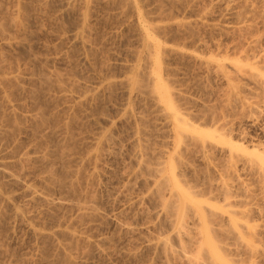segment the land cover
Returning a JSON list of instances; mask_svg holds the SVG:
<instances>
[{
	"label": "rangeland",
	"instance_id": "rangeland-1",
	"mask_svg": "<svg viewBox=\"0 0 264 264\" xmlns=\"http://www.w3.org/2000/svg\"><path fill=\"white\" fill-rule=\"evenodd\" d=\"M21 1L23 2V4ZM42 1L43 0H1L0 1V5H1L0 21L1 22L5 21L7 17H4V16H7L6 13L9 14V12L13 10L14 6L22 7L23 5V7L26 6V9H27V6L28 8L30 7L29 8L30 11H27V13L25 9V13L28 16V20H27V23L25 22V24L27 25L26 26L24 25L25 26L24 28L26 29V27L28 26L26 29L28 33L24 29L23 31L24 34L12 35L11 38H13V36L15 38H13V40L11 39L9 43H7L6 41H3L0 38V49H1L0 55L2 57V55L4 54L2 57L5 59L3 60L5 61L4 63L7 65L11 63L13 66L9 65L10 67H13L14 69H17V70L19 69L18 71H22V72L27 71L33 74H37L38 72L43 71L45 75H48V77L53 73L55 74L56 72V74L63 75V77L65 76V78L68 76L69 79L72 81L73 79H75L74 81H82L86 85H89V76L91 74V72L89 71L91 70V68H88L90 69L88 70L87 64H86L87 67L85 65H84L85 68L83 67V64L80 62V59L77 58L79 55L77 56L74 51L75 48H73V41H71V39L69 38L70 35L72 34L70 32L73 30V29L71 30V27L69 26L70 24H72L71 20H73L74 22L75 16L68 18V20L65 18H61L60 13H59L60 8L56 4L58 0H47L51 2V3L49 2L51 5L50 4H48L49 6L46 5V7L47 6L48 7L47 8L45 7L46 8V9L44 8L45 10L42 9L40 13L39 11L41 7L39 6V4ZM106 1L107 0H92L91 2L93 3H92V6L90 5L91 8L89 10V12L90 11L91 12L87 13L89 14L88 22L91 26L90 30H92V33L90 34L91 38L89 36V40L91 41V43H89L90 52L92 53V50H94L93 54L95 53L94 55L90 53V57L88 61L91 62L92 60L90 61V59L92 58V56H94L95 58L94 57L93 58L97 62L99 60V56L102 54L103 56H107L105 57L107 60H104L105 58L102 57V55L100 56L101 57L100 60L101 61L103 60L105 62L108 61V63L106 62L105 64L109 66L110 69L109 67H106L105 65L104 68L106 67L107 69L106 68L101 69L99 67L102 71L105 70L103 71L104 73L102 71L101 72L97 71L98 69L97 66H99L101 62L100 60H99L100 62H98V65H96L97 63L94 60H93L94 62L92 61L91 64L88 62V65L89 67L91 65L92 68L94 66V69H95L94 71L99 72V74L101 73L103 76L104 74H106L105 72L108 71V75L106 76L109 80H119L121 79V77L123 78L124 76L127 75L126 71H124L123 69V66L126 64H130L133 61L131 60L132 59L131 55L133 53L132 51L140 50V47L139 49L136 48L139 46V44H137L138 38L135 37L136 36L135 35L136 32L134 31L135 27L131 25L133 23L132 18H131L132 20L131 22V20L129 19L130 16H126L124 18H122L121 16L120 17L117 16L119 12H117L115 7L112 6L113 5L111 4L112 1L111 0H108L107 2ZM138 1H139V6L142 7L140 11H142V14H145L144 18L149 20L147 22L151 23L152 21V23H154L155 21L154 19L157 17L155 15H157V13H159L158 15L162 13L161 14L162 18H165L164 16L166 14H167L166 18L169 17L168 19H165V21L163 19V22L164 24L169 23L168 25L165 24V26H168V28L172 26L171 29L170 28L168 29L166 27L167 29L165 28L164 32H162V34H165L167 32L166 35L162 36V34L160 35L158 34L157 37L159 36L158 38L161 43L164 42L165 44L166 42L165 45H167L168 47L172 46L176 48L179 54L180 55L183 54V56H178L179 54L176 50H175V53H172L173 55L172 54H168V56L165 55L166 56L165 59L162 58V65L164 68L162 69V77L163 79L166 78L165 81H167V78H168V81L172 80L171 82L174 83L175 86L172 85L171 83L169 84L172 85L176 90H180V92H182L181 94H183V97H185L184 98L185 100H183L184 102L183 101L181 102V105H179L180 102H178L179 103L178 105L181 106V109H182V110L180 109L181 113L183 112L186 114V118L188 119L190 123L192 122V124H194L195 126H198L200 128H205L206 130L208 128L209 130L211 129V131L216 130L217 132L220 133L221 132L220 129L222 128H219V127L221 125V127H223L222 130H224L221 132V135L223 137L226 135L224 137L226 141L231 140V143L233 145H237V147L239 146L240 149H243V150L245 149V152H242L241 156L239 155L241 158L243 157V159H240L241 161L245 162L247 160H250L251 157H254L253 152H256L257 148L259 152H263L264 151V88L260 85L255 84V82L253 81L250 82L251 79H248L247 76L246 77L244 76L245 77L244 78L243 76L238 74L236 70H234L233 65L232 64L230 65L229 63L231 61L238 60L244 64L245 63L252 64L253 60L258 59V55L259 53H261L260 51L264 50V0H193V1L192 0H138ZM18 4H21V5L19 6ZM56 6H57V9L55 8ZM157 6L158 8L156 9ZM161 6L164 9L160 8ZM159 8L161 10H158ZM154 9L156 10V12L157 10L160 12L156 13ZM2 11H3V14H2ZM42 11L44 13H42ZM161 11H163L166 14H164ZM28 12L30 13V16L28 15L29 14ZM203 12L205 13V17H204ZM170 17H171V21H169ZM172 18H173V22H172ZM201 19H202V23L200 22ZM65 20L67 21V24H65L66 23ZM191 20L193 22H197L196 24L198 25V26L196 25L197 27L196 26L194 27V32H192L193 34L190 32L184 31V30L181 31V29H176L173 26V23H175L176 21L187 22ZM63 24L67 26L68 28L67 27L65 28ZM195 29H196V32H195ZM16 39L19 41L18 43H21V44H18ZM253 41L257 42L255 46L252 45ZM92 43H93V46H92ZM91 47H93L94 49L92 48L91 50ZM251 47H254L255 49ZM73 51H74V54H73ZM77 54H78V51H77ZM253 56H254V59H253ZM211 58L214 60L213 62L210 61ZM200 59L202 62L204 61L202 64H205L206 61H209V63L212 62L211 64L213 66L215 65V61L216 63L219 61L221 65H223L224 63L223 68L226 66L225 67L226 69L225 68L224 69L226 70L228 74H230L229 76H231V79L233 78L235 80L234 81L232 79L233 84L237 87L238 90L235 91L236 89L235 86L231 85L233 86L231 88V86H229L228 83H226L224 79L219 78V75L215 74L216 71L212 69H209L210 71L209 70L206 71L205 69H203V67L201 68ZM223 59H227L228 62L229 61L230 62L229 63L226 62L227 60H225V62L224 61L222 62ZM77 60H79V62H77ZM163 60L165 62H163ZM198 62H200L199 68H198ZM260 62L261 64H264L263 61H260ZM93 63H95L96 66ZM261 64L257 63L256 68L258 69L260 68L261 70V67L264 66ZM14 69H12L11 72L13 71L16 74L17 70L14 71ZM235 72L237 73V75H235L236 74ZM163 73L165 76L163 75ZM82 74L83 76L85 75L84 78ZM172 75H173V78L175 77L174 79L172 78ZM79 76H82V77H79ZM232 76H234L235 78ZM51 78L53 79V77ZM22 81L23 83L18 84V87L17 85H15L16 87L15 86L14 88L12 87L10 91H9L10 88L7 89L8 92L7 90L5 91L6 94L9 93L8 95L10 96L13 95L12 96L13 99L10 98V101H9V103L11 102L10 104L7 105L5 103L6 108L8 109H4V106H5L4 105L2 106L3 109L1 110H4V111L8 110L10 113L14 112L16 113L15 115L17 116L19 115L17 121L23 128L21 129L19 125L20 135L18 133L19 137L18 136L15 137L14 141H13V138L11 139L12 141H8V139L10 140V138L8 139L5 138V135H2V137H0V141H1L0 142V163L5 165L4 167L8 172L14 174V176L17 175L16 177L19 178V180L22 183H24V185H27V186L29 185L33 187L35 190L39 192L41 196L45 195L44 198L48 199L50 197L49 199L52 200V202H55L53 205L55 208L54 207L50 208L48 209L49 210L48 213H45L47 212L45 209L46 206L43 205V203L41 202L34 203L33 206L29 205L28 207L26 205L27 199L21 196V192H22L21 187L19 188V186L18 187L11 186V185L9 186L7 182L5 183L6 180L2 176H0V183L2 182V184H0V193L3 197L6 196L5 198L8 197V199L11 200L9 203H6L5 205L0 204V209H2L1 211L3 213L2 214L3 217H1V220L2 221L5 220L6 222L5 223L4 221L3 222L0 221V223L1 222L4 223L0 225V249L2 248L0 252L3 251L0 254V264H4V263L9 264L11 262L13 263L15 262V258L23 259L24 257H25L24 260H26L25 262H27L25 264H54V263L57 264V262L60 260L57 257V252H56L57 250H55L57 249L56 248L57 243H60V241L53 237L52 239L44 238V240L43 238L38 239V240L32 238L28 234L27 229H25L26 227H24V224H22L19 220L17 221L16 219L12 217L13 208L21 209L23 208V206L25 207L26 205L27 207H25L26 209L25 211L27 212L25 213V216L27 217V219L30 220V222L33 225L37 224L38 225V226L36 225L37 227L40 226L39 228L41 231L45 230L44 232L42 231L43 233L47 232V234H51L52 232H54L55 229H57L59 225L64 227V229H66L65 227L68 228L70 226V223H72L75 217H77L76 216L77 213L70 207L74 205L73 203L79 202V204H81V202L83 203L85 201L86 202L88 201L87 203H90V205L92 204V206L95 205V209H97L98 213L102 217L100 216L101 219H95V218L94 219L88 218L86 220L84 219L85 222L83 220L81 222L82 223L81 226L79 225L78 227V225H73L74 226L73 227L71 224L72 229L71 227H69L72 233L74 229L75 230L74 234L79 235V237L81 236L80 238L82 239L84 237V239L80 241L81 246L84 244L87 245V243H85L86 241L83 242L86 239H89L90 241H93L97 244L96 245L94 243L95 245L93 248H92L93 244H91L92 246H89L88 248H87L88 245L82 246L81 248V246H79L80 245V242H79L78 250H81L80 252H83L82 250H86L88 254L84 253L85 254L84 258L83 256H81L82 258H80L79 254L81 253L77 250L79 254L76 251L77 255H75L76 252H74L73 258L74 260L76 259L75 263L77 264H162L159 260H156L157 257L155 258L152 252H149V250L146 249L145 245L148 240H151L155 236L158 237L157 235L161 234L160 235L161 237L170 236V231H169L170 228L169 226H167L168 223L165 224L166 222L162 220V218L160 217L159 218L152 217V219H150V217L148 218V216H150V214L152 213L153 209L157 207L155 200L150 198V195L148 192L146 193L147 189L149 190L150 187L147 188V186L141 184L140 181H137V182L132 181L133 183H130V184H133V185H131L132 188H130L129 190H127V188L125 187L128 185V181H129V179L127 178V175L132 170L129 168V161H130L129 159H130V155L133 152V148H132L133 146L131 142L133 141L132 133L134 129L133 127L134 122L132 120L130 121H132L133 123L130 121L128 122L127 120H125V118H123V110L125 106L126 108L128 107L127 109L129 110L132 109L131 112L133 111L134 115L135 114L137 115L142 112V114L145 116L143 117L147 119L148 122L146 121V125L148 123L147 126L149 128H146L147 126H145V128L148 129L147 130L148 140L146 138V141L149 143L148 147L151 145L150 146V148L152 147L151 151H153L154 153H157L158 151L160 152L162 150L164 152L166 151L170 152L172 148V145H171L172 137H170V135L167 134L165 130H163L161 122L158 120L157 115H155L153 108H151L152 106H150L151 104L148 102H143V104L141 103L139 104L136 102L137 100L134 101L135 99L132 97L130 98L131 99L130 100L125 88L122 89L123 88L122 87L118 89L117 87H115V89L113 88L114 90H112L111 93L107 95L108 96L107 98L104 97L105 98L104 100L100 99L99 101L96 102L97 104L101 101L97 105L98 108H96V105L94 106L95 109L93 108L96 113L97 112L102 113V111L104 110L102 113L103 115L102 114L99 115L100 113L99 114L97 113V117L99 119L98 123L96 125H88L86 123H88L87 116L89 115L88 112H90V109L83 110L81 108H78L74 104V101L68 99L70 95L69 92H66L67 94L59 93L56 90V88L53 86L51 87L52 90L50 91L48 90L50 93H47V95H50V96L49 97L46 96V99L43 100L41 97H39L38 99L37 97L35 98L33 97L34 99H37L36 100L38 102L37 104L34 99L33 100L32 98L28 99L30 96L29 92H32L33 88L30 87V85H29L30 87L29 88L25 80H22ZM173 87H172V90H175L173 89ZM16 88H19L18 89L19 92L15 90ZM228 89L229 90L232 89V92L234 91V93L237 92L236 94L238 96H240L239 94H241V96L238 98V101L242 99L241 100L242 102L241 101L239 102L241 103V105L238 103V101L236 102V100L231 101L230 103L232 102L233 103L230 104L229 101L225 99L228 97V93H230ZM0 90L2 89L0 88ZM10 92H13L15 94L13 93L10 94ZM27 93H29L28 98L26 97ZM1 96H3V93ZM48 98H51L53 100L48 99ZM11 100H14V101H11ZM39 100H41L42 103L39 102ZM48 100L50 101L48 102ZM43 101H45V103H43ZM131 101H134V103ZM46 102L48 103L46 104ZM128 103L131 106L128 105ZM235 103L237 104L236 106H235ZM44 105L48 106L45 109V111L47 110L46 111V113L48 114L47 117L48 118L52 117L53 119L49 120L50 122L46 125V127L45 126L43 128L41 127V129L39 128V130L35 127L34 129H31L30 127L31 125H28L29 123H28V120L26 119L31 117L33 113L35 114L39 110V108L44 109L45 108ZM140 106H143V108L141 107L142 109H140ZM179 106L178 108H180ZM208 108L210 109L209 113H207ZM206 109L207 111H205ZM20 117H21V121H20ZM73 117L75 118V121H77L76 118L80 120H78L75 123L73 122L74 120ZM54 119L57 121H55ZM51 120H54V121H51ZM22 121L26 125L23 124ZM70 122H72V124ZM55 123H57L56 125H58V127L55 125ZM68 124L69 126H71V127H68V129L71 128L69 129L71 131L68 130V132L71 133L73 139L76 137L75 140H73L75 141L74 144L77 143L76 146L71 145V143L73 144V142H70L68 146V143L66 144L62 140L63 135H64L63 133L64 130H62L64 129L63 126L65 125L66 127V125L68 126ZM223 124L228 125L227 128H225L226 125H223ZM48 125L50 126L51 129H52V126H54L53 128L57 127L58 129L60 126V129L57 130L54 135L55 137L53 136L54 138L53 137L49 138V136H47V134L50 131ZM224 128L226 129V131ZM229 128H231V130ZM35 129H37V131H35ZM229 130L231 134L229 133ZM163 131L165 132L163 133ZM60 132H62L63 134ZM108 132H110V134L112 133L110 135L112 137L110 141L111 143L103 147L106 149L103 150L102 148V152L104 154H102L101 159L103 161L101 159L99 162L97 161V163H99V169L98 168L96 169L94 167L93 160H92L93 162L91 163H87L88 161L86 160L90 158L89 155L94 156L95 154L94 151L96 149L95 141L97 137L99 136V134L100 133L107 134ZM219 133H217V135ZM7 141L10 143H8ZM50 143H52L51 146H50ZM64 143L65 145L68 146L67 147L68 149L66 148ZM45 145L46 146L48 145L50 149L52 150L55 149L53 150L54 154H53V151L51 150L52 151V155L50 156L51 159L50 161L49 159L47 160L48 163L44 162L45 165L40 162L39 163L35 162L32 165L31 164H27L26 166L24 165L22 168H19L17 166L16 168L14 167V165H11L12 162L18 160V157L22 156L21 154L26 153L31 148L33 149L36 148L35 149V152H37L36 154L41 155L45 151V148H46ZM63 145L65 146L63 150L66 149L67 152H69V148L72 149L75 146V148H73L74 150L72 149L73 151L72 150L70 151L69 153L70 155L68 154V156H70L71 158L67 157V159L70 158L68 159L70 166L67 160H66L67 162L66 163L64 162L65 160L60 161L58 159L57 150L58 151L61 150L63 148L62 147ZM154 145H157V146H154ZM252 147H254L255 150H253ZM11 149L12 150L14 149L16 151L15 152L16 157L15 156L11 158L9 157V154L12 151ZM73 152H75V154ZM235 153H238V152H235ZM238 154H241V153H238ZM155 155L151 157L153 161L154 160L156 161L158 158V156L156 155L157 156L156 158ZM160 158H162L161 155H160ZM215 158L216 159L213 161V164L215 163L216 165L215 164L214 165L215 167H218V169L216 168L217 169V172H216L215 167H214V170L216 173L213 172V175L214 177L216 175V178H214L213 175L211 177L212 179L210 178L211 180L210 179L208 180L207 177H204L205 176L204 162L201 161L200 159H194V161H192L194 164L192 169L194 168L195 170V177L191 179L192 177L188 176L189 177L188 179L193 180V181L188 180V186L192 182L191 184L195 183L193 186L196 185L197 188L199 187V189H202L204 185L203 190L207 191L208 186L207 184L205 185L206 182L209 183V181H212V183L214 182L218 184L220 180L223 178L221 182L223 183L227 182V184L230 186V189H231L230 195L233 200L235 199L234 202L236 200H239L240 203L237 201L236 202L239 203L238 205L242 204L241 206L243 208L241 206L239 207H241L242 209L248 207L250 210H253V212H251L250 218L248 217V220L251 219L249 223L251 222L250 225L252 226L254 225V228L257 226L256 227L257 229L255 228L256 230H258L257 232L259 233L258 234L259 241L257 245L261 247L260 249L259 248L258 249L261 250V252L262 250L264 251V248H263L264 247V178L262 179L259 177L256 179V177H254L252 174H249L250 172L247 170L248 169L247 167L241 165L243 164L242 162H239V163L237 162L236 169L238 171L236 175H238V177L234 176L233 178H229V176H227L228 177L227 178L228 180H227L224 173L222 175L221 172H218L224 169V166H222L224 165L223 163L224 161L222 160V157L218 155ZM52 160L54 161V163L52 162ZM71 160L73 164L70 162ZM60 162H62L63 164L65 163V164L63 165ZM49 163H52L53 165ZM61 164L63 165V167ZM36 165H38L39 167ZM50 165L53 167H51ZM66 165L69 167L73 166L72 167L73 169L71 168L72 169L71 172L74 173L75 178H72L73 175L71 176V179L65 176V173H64L65 170L68 171L69 169ZM77 167L79 168V170L81 169L83 172V174L80 172V175H79L80 177H78L75 174V171L78 170ZM45 168H47L49 171L47 170L46 172ZM243 169L245 172H243ZM96 170H98V172ZM50 171L52 172L51 174H53L55 177H53V182H51V185L49 184V187H50L49 188L46 183H45L46 186L44 185L42 177H45L47 175L46 173H50ZM69 172H70V169H69ZM59 173L60 174L62 173L64 177H62V174L60 175ZM220 173L222 176L220 175ZM218 174L220 175V177H218ZM57 175L60 177H58ZM64 178L66 179V181ZM67 178L71 180L72 186H74V187H71V190L65 189L63 186L64 182L67 183V181H69ZM80 178L81 180H79ZM217 178L218 179L221 178V179L216 180ZM60 179L61 180L64 179V180L61 181ZM58 180L61 182L59 183ZM57 181L61 187L57 186L59 185L57 184ZM6 184L9 187H7ZM2 185H3V188L5 187L4 190L2 188ZM59 187H60V190H59ZM63 188L65 189V191ZM91 196L93 198H91ZM241 200L243 203H241ZM214 203L216 206L220 208L223 205V200H220V198L219 199L215 198ZM1 205L3 208L1 207ZM4 211H6L8 215H6ZM49 213H51L50 214L51 216L49 215ZM75 226L77 227L75 228ZM128 226L134 229H138L139 232L136 231L137 233L134 232L135 234L133 233L131 235L128 233L126 234L125 229ZM69 228L66 230L69 231ZM48 232H51V233H48ZM41 240L44 242H41ZM87 242L89 243L88 240ZM93 242H90V243H93ZM174 244L175 243H173V245ZM54 252H56L55 253L56 256L54 255ZM54 257H57V258L54 259ZM78 258H80L81 260ZM262 259H263L262 264H264V257H262ZM24 260H20V261L16 260V261L17 262L19 261L18 262L19 264ZM58 264H63V262L62 261L58 262Z\"/></svg>",
	"mask_w": 264,
	"mask_h": 264
},
{
	"label": "bare ground",
	"instance_id": "bare-ground-1",
	"mask_svg": "<svg viewBox=\"0 0 264 264\" xmlns=\"http://www.w3.org/2000/svg\"><path fill=\"white\" fill-rule=\"evenodd\" d=\"M91 1L90 0H58L57 3L54 2L60 8L59 13H60V17L61 18H65V19L68 20V18H71L72 16H75L74 22H73V20H71L72 24H70V26H69V27H71V30L73 29L70 32L72 34L70 35L69 38L71 39V41H73V48H75L74 51H75L77 56L79 55L77 58L80 59V62L83 64V67L85 68V66L87 64V66H88V67L86 66L87 69L91 68V70L88 69V70H90L89 72H91V74L89 76V85H86L82 81H74L75 79H73V81H72V80L69 79L68 76L65 78V76L63 77V75L56 74V72H55V74L53 73L54 75L51 74L49 76L50 77L49 78L48 75H45V73L43 71H42L43 73L42 72H38L39 74L38 73L37 74H33V73L27 72V71L26 72L25 71H23V72L22 71H18L19 69L17 70V69H14L13 67H10L12 65L11 63L9 64L10 66L5 64L4 63L5 61H3L5 59L2 58L4 54L2 55V57L0 55V88L2 89V90H0V97H1L0 98L1 99L0 103L2 104V105L0 104V137H2V135H5V138H7V139L10 138V140L8 139V141H12L11 140L12 138H13V141H14L15 137H17V136L19 137V135H20V133H19L20 132V128H19L20 124L17 121L19 115L17 116V115H15L16 113H14V112L10 113L8 110L4 111V110H1V109H3L2 106H4V105H5L4 109H8V108H6V104L8 105V104L11 103V102L9 103L10 98L13 99L12 98L13 95L10 96V95H8L9 93L6 94L5 91L7 89H9V88H10L9 89V91H10L12 89V87L14 88L15 85H17V87H18V84L23 83L22 80H25L27 82L28 87L30 85V87L33 88L32 92H29L30 93L29 98H28V94L29 93L26 94V97L28 99L32 98V100H33L35 97H37V99L39 97H41L43 100L46 99V96L47 97L50 96V95H47V93H50L49 91L52 90L51 87H53V86L56 88V90L59 93L64 94L66 92H69L70 95H69L68 99L74 101V104L78 108H81L83 110L90 109V112H88L89 115L87 116L88 123H86L88 125H96L98 123V121H99V119L97 117V113L99 114L100 112L96 113L94 111V109H95L94 106L96 105V108H98L97 105L101 101L99 103H97V104H96V102L99 101L100 99L104 100L105 98H107L108 97L107 95H109L111 93V91L115 89V87H117L118 89L123 87L122 89L125 88L129 99L132 97V98L135 99L134 101L137 100L136 102L139 103V104L140 103L143 104V102H148V103L151 104L150 106H152L151 108H153V111H154L155 115H157L158 120L161 122L163 130H165L166 133L169 134L170 137H172V142H171L172 148H171L170 152H167V151L164 152L163 150L159 152L157 150L158 152L154 153L153 151H151L152 150L151 149L152 147L150 148L151 145L148 147L149 143L146 141V138H147V135H148V132H147L148 129H146V128H149L147 126L148 123L146 125L147 119L144 118L145 116L142 114V112L137 114V115L136 114L134 115V112L133 111L131 112L132 109L129 110V109H127L128 107L126 108V106H125V108L123 110V118H125V120H127L128 122L130 120H132L134 122V125H135V126L133 125V127H134L133 133H132L133 134V139H132L133 141L131 142L132 146H133L132 147L133 148V152L130 155V159H129L130 160L129 161V168L132 169V170L129 172L128 175L126 174L127 178L129 179V181H128V185L125 186V187L127 188V190H129L130 188H132L131 185H133V184H130V183H133L135 181L136 182L140 181L141 184L146 185L147 188L150 187L149 190L147 189L146 193L148 192L149 195H150V198L155 200L157 207L155 209H153L152 213L150 214V216H148V218L150 217V219H152V217H154V218H159L160 217V218H162V220H164L166 222L165 224L168 223L167 226H169V228H170V230H169L170 231V236H168L170 238L161 237L160 236L161 234L157 235L158 237L155 236V237H153L154 239L152 238L151 240H148L146 242V245H145L146 249L149 250V252H152V254L155 256V258L157 257L156 260H159L162 264H262L263 263L262 262L263 261L262 257H264L263 256L264 251L262 250V252H261V250H259L261 247H259V245H257V243L259 241L258 240L259 239L258 238V236H259L258 234L259 233L257 232L258 230H256L257 226L255 227L256 228L255 229L254 225L252 226V225H250L251 222L249 223V221L251 219L248 220V217L250 218L251 212H253V210H250L248 207H246L247 209L246 208L242 209L243 208L241 206L242 204L238 205L240 203L239 200H236L239 203H237L236 201L234 202L235 199L233 200L231 198V195H230V190H231L230 186L227 184V182H224V183L221 182L222 179H223L222 177H221L222 179L219 178L221 180H220V182L218 184L214 183V182L212 183V181H209V183L206 182L205 185L207 184L208 189L206 187L205 188L207 189V191L203 190L204 189V185H203L202 189H199V187L197 188L196 185L193 186L195 183L191 184L192 182L190 183V185H192V186H190V185L188 186V180H191V179H193V177H195V170H194V168L192 169V167L194 165L192 161H194V159H200L201 161L204 162V164H205V170H204L205 171L204 172L205 176L204 177H207V179L209 180L212 177L213 172H215V170L217 172L218 167H215L216 164L214 163L215 164L214 165L213 161L216 159L215 157L218 156V155L221 156L222 160L224 161L223 162L224 165H222V166H224V169L222 171L219 169L220 171H218V172H221L222 175L224 173L226 179L228 178L227 176H229V178H233L234 176L238 177V175H236L237 171H238L236 169V163L237 162L238 163L242 162L243 164H241V165L247 167L248 168L247 170L250 172L249 174H252L254 177H256V179L259 178V177L263 179L264 178V151L263 152H259L257 150L258 149L257 148L256 152H253L254 153V157H251V159H252V160L250 159L251 161L250 160H247L245 162L241 161L240 159H243V157L241 158L240 156L242 155V152H245V149L243 150V149H240L239 146L237 147V145H233L231 143V140L226 141V139L224 138L226 135L224 137L221 135V132L224 131V130H222L223 127H221V125H220V127L218 126L219 128H222V129H220L221 130L220 133L217 132L216 130L211 131V129L209 130L208 128L206 130L205 128H200L198 126H195L194 124H192V122L190 123L188 121V119L186 118V114L183 113V112H182L183 114L181 113L182 109H181V106H179V105H181V102L183 100H185L184 99L185 97H183V94H181L182 92H180V90H176L172 86V85H174V83L171 82L172 80H169L170 81L169 82L168 78H167V81H165L166 78L163 79V77H162V69H164L163 65H162V58L165 59V57H166L165 55L168 56V54L175 53V50H176V48H174L172 46L168 47L167 45H165L166 42H165V44H164V42L161 43L159 41V38H158L159 36L157 37L158 34L160 35V34H162V32H164L166 27L168 28V26H165L166 23L164 24V22H163V19L165 21V19L169 18V17L166 18L167 14L164 13L163 11H161L164 14H166L165 16L163 15L165 18H162V15H161L162 13L160 14L161 16L158 15L159 13H157V12H160V11H158V10H161L160 8H163L162 6L157 10V12L154 9L155 12L157 13V15H155L157 17L154 20L157 21V22L154 21V23H152V21H151V23H149V22H147L149 20L144 18L145 14H142V11H140V9L142 7L139 6V1L138 0H111L112 1L111 4H113L112 6L115 7L117 12H119V14L117 16H119V17L121 16L122 18H124L126 16H130V18L127 17L130 20L132 18L133 23L131 25H133L135 27V30L134 29L133 30L136 32L135 33V35H136L135 37L138 38L137 39V41H138L137 44H139V46L136 45V46H138L136 48L139 49V47H140V50L136 49L137 51H132L133 53L131 55L132 56L131 60H133L132 61L133 63L131 62L130 64H126V65L123 66V69H124V71H126L127 75L124 76L123 78L121 77V79H119V80H109L107 78V76H106V75H108V71L105 72L106 74H104V76L101 73L99 74V72L102 71L101 69H103L104 66L106 65L105 63L106 62L108 63V61L105 62L103 60L102 61L100 60L101 59L100 56L102 54L99 56V60L101 62L97 59L98 57L96 58L98 60L96 62V60H94L95 57L92 56V55H91L92 58L93 57L94 58L90 59V61L94 60L97 63L96 65H98V62H100L101 66L100 65L97 66L98 69L101 68L100 70L97 69V71H99V72H95L94 71L95 70L94 66H93V68H92L91 65L89 67V65H88L89 61L88 60H89L90 53H91L90 52V44H89V43H91V41L89 40V36L92 33V30H90L91 26H90V24L88 22V17H89L88 15L89 14H87V13L89 12V10L91 8L90 5L92 6L93 2H91ZM49 2L50 1H47V0H43L42 2H40V4H41V5L39 4V6L41 7V9L39 11L40 13H41L42 9L45 10L49 6L48 4L51 3V2L50 3ZM22 4H23V2H22ZM18 5L20 6L21 4H18ZM24 5H25V3H24ZM46 5H48V6L46 7ZM57 6L55 7L56 9H57ZM158 6L156 7V9L158 8ZM0 7H1V5H0ZM29 8L27 6V9H28L27 10L26 6L23 7V5H22V7L21 6L20 7L14 6L13 10L11 12H9V14L4 12L7 15V16H4V17H7L6 18L7 20L5 19V21H2V22L0 21V38L3 41H6L7 43H9L11 41V39L13 40V38H15L14 36H13V38H11L12 35H14V34H18V35L24 34L23 33V31L25 29L24 27L27 25V24H25V22L27 23V20H28V16L26 15V13H27V11H30ZM25 9H26V13H25ZM92 9H93V7H92ZM3 10H4V8H3ZM42 13H44V12L42 11ZM2 14H3V11H2ZM45 14H46V12H45ZM28 15L30 16V13ZM202 16H203V14H202ZM204 17H205V13H204ZM199 18H201V17H199ZM132 20H131V22H132ZM69 21H70V19H69ZM169 21H171V17H170ZM29 22H31V21H29ZM65 22L64 23L67 24L66 20H65ZM162 22H163V24H162ZM172 22H173V18H172ZM200 22L202 23V19H201ZM196 23L197 22H193L192 20L191 21H187V22H185V21L184 22L176 21L175 23H173V26L176 29H181V31L184 30V31L192 33V32H194V27L197 25ZM168 24H166V25H168ZM27 27H26V29H27ZM66 27L67 26H65V28ZM171 27H169V28L171 29ZM26 29H25V31H26ZM63 30H64V28H63ZM195 32H196V29H195ZM166 33L162 34V36L166 35ZM177 34H178V32H177ZM191 35H190V37H191ZM90 38H91V36H90ZM16 41H17V43L19 42L17 39H16ZM252 43H253L252 45L255 46V44L257 42L253 41ZM12 44H14V43H12ZM18 44H21V43H18ZM92 46H93V43H92ZM8 47H10V46H8ZM92 48L93 47H91V50H92ZM251 48L255 49L254 47H251ZM74 51H73V54H74ZM77 51H78V54H77ZM93 51L94 50H92L91 54H93ZM260 52L261 53H259L258 59L256 58L257 60H253L252 64L251 63H247L248 64L247 65L245 63L246 64L245 65L244 63H242L241 61H238V60H234V61H231V62L229 61L230 62L229 63L227 59H223L222 62L223 61L225 62V60H227L226 62H228L230 65L232 64L233 67H234V70H236V72L238 74H240L243 77L247 76L248 79H251L250 82L253 81V82H255V84L260 85V86H262L264 88V68H263L264 66L261 67L262 71L260 70V68L259 69L256 68V64L257 63L261 64L260 61L264 62V50H261ZM178 54H179V52H178ZM178 56H183V54L182 55L179 54ZM102 57L105 58L107 56H103L102 55ZM54 58H55V56H54ZM253 59H254V56H253ZM7 60H8V58H7ZM104 60H107V59L105 58ZM210 61L213 62L214 60L211 58ZM77 62H79V60H77ZM91 62H89V63L91 64ZM163 62H165V61L163 60ZM200 62H198V68H199V63H200V67L201 68L203 67V69H205L206 71H208L209 69H212V70L216 71L215 74H218L219 78L224 79L226 81V83H228L229 86H231V85L235 86L233 84V80L234 79L232 78L233 79L232 80L231 76H229L230 74H228L226 72V70H225L226 66L224 67L225 69L223 68L224 63H223V65H221L219 63V61L217 63L215 61V65L213 66L211 64L212 62L209 63V61H206L205 64H202L204 61L202 62L201 59H200ZM33 63H35V62H33ZM241 63L244 64V65H242ZM93 64L95 65V63H93ZM261 65H264V64H261ZM22 66H24V65H22ZM106 67H109V66L106 65ZM15 68H17V67H15ZM12 69H14V71L17 70L16 74H15V72L12 71L15 75L11 72ZM109 69H110V67H109ZM168 69H167V71H168ZM103 71H105V70H103ZM53 72H54V70H53ZM169 73H170V71H169ZM237 73L235 75H237ZM163 75H164V73H163ZM231 75H233V74H231ZM82 76H83V74H82ZM82 76H79V77H82ZM84 76H83V78H84ZM51 77H53V79ZM232 77H234V76H232ZM109 78H110V76H109ZM172 78H173V75H172ZM231 80H232V82H231ZM173 82H174V80H173ZM169 83H171L172 85H170ZM233 86H231V88ZM172 87L175 90H172ZM19 88H16L15 90L18 91ZM235 88H236L235 91H237L238 89H237L236 86H235ZM7 92H8V90H7ZM13 92H10V94L13 93ZM229 92L230 93H228V97L225 98V99L227 101H229V103L231 101H235V100L237 102L238 98L241 96V94H239L240 96H238L236 94L237 92L236 93H234V91L232 92V89L229 90ZM2 93H3V96H1ZM13 94H15V93H13ZM21 96H22V94H21ZM37 99H34V100L36 101ZM48 99H51V98H48ZM41 100H39V102L42 103ZM51 100H53V99H51ZM11 101H14V100H11ZM45 101H47V100H45ZM45 101H43V103H45ZM49 101L50 100H48V102ZM134 101H131V102L134 103ZM240 101H238V103ZM48 102H46V104ZM178 102H180V104ZM36 103L38 104L37 101H36ZM129 103H128V105H130ZM232 103H230V104H232ZM239 104L241 105V103H239ZM217 105H218V103H217ZM236 105L237 104L235 103V106ZM39 106H40V104H39ZM70 106H72V105H70ZM178 106L180 108H178ZM7 107H9V106H7ZM41 107H43V106H41ZM44 107H45L44 109L39 108V110L37 108L38 111L35 114L33 113V115L31 117L26 119V120H28V123H29L28 125H31L30 126L31 129H34V127H35V128H37L39 130V128L41 129V127L42 128L44 126L46 127V125L50 122L49 120L53 119L52 117H49V118L47 117L48 114L46 113L47 110L45 111V109L48 106L44 105ZM141 107L143 108V106H140V109H142ZM227 107H229V106H227ZM52 110H53V108H52ZM99 110H97V111H99ZM185 110H187V109H185ZM209 110L210 109L208 108V112L207 113H209ZM244 110H246V109H244ZM3 111L6 112L7 114L4 113ZM11 111H13V110H11ZM103 111H102V113H103ZM142 111H144V110H142ZM205 111H207V109ZM102 113H100L99 115H101ZM143 113H145V112H143ZM16 116H17V118H16ZM52 116H53V114H52ZM187 116H188V114H187ZM205 117H203V118H205ZM73 118H72V120H73ZM76 119H77V121L80 120L78 118H76ZM54 120H51V121H54ZM20 121H21V117H20ZM55 121H57V120H55ZM77 121H75V118H74L73 122L76 123ZM132 121H130V122H132ZM22 123H23V121H22ZM70 123L72 124V122H70ZM23 124H25V123H23ZM56 124L57 123H55V125ZM53 125H54V123H53ZM223 125H226V124H223ZM32 126H33V128H32ZM56 126L58 127V125H56ZM145 126H147V127L145 128ZM227 126L228 125H226L225 128H227ZM20 127H21V129L23 128L21 125H20ZM53 127L54 126H52V129H51L50 126H49L50 131L47 134V136H49V138L53 137L55 135L56 131L60 129V126H59V129L57 127H56L57 129L53 128ZM68 127H71V126H69V124H68V126L66 125V127H65V125L63 126L64 129L61 128L62 130H64L63 131L64 135H63V139L62 140L66 144L68 143V146H69L70 142H73V144L71 143V145H75L76 146L77 143L74 144L75 141H73V140H75L76 137L73 139L71 133L68 132V130L71 129V128L68 129ZM37 129H35V131H37ZM229 129L231 130V128H229ZM230 130H229V133H230ZM69 131H71V130H69ZM165 131H163V133ZM225 131H226V129H225ZM18 133H19V135H18ZM60 133H62V132H60ZM108 133L107 134H101V133L99 134V136L97 137V139L95 141L96 149L94 151L95 154L93 153L94 156L93 155H91V156L89 155L90 158L87 157L88 158L86 160V161H88L87 163H91V162L94 161V167L96 169L97 168L99 169V163H97V161L99 162L100 159L102 158V154H104L102 152V148L105 145H107V144L109 145V143H111L110 141H111L112 137L110 135L112 133L111 134H110V132H108ZM217 133H219V134L217 135ZM147 140H148V138H147ZM146 142H147V144H146ZM8 143H10V142H8ZM65 143H64V145H65ZM161 143H162V141H161ZM43 144H45V143H43ZM51 144L52 143H50V146H51ZM64 145L62 146L63 148L61 150H59V151L57 150V152H58L57 155H58V159L60 161L61 160L62 161L65 160L64 162H66V160H67V162H68V159L71 158L70 156H68V154L70 153V151L73 148H75V146L72 149L69 148V152H67V150L65 149L66 150V152H65V150H63V149H64L65 146H66V148L68 146L67 145L64 146ZM157 145H154V146H157ZM162 145H163V143H162ZM47 146H46L45 151L43 153L40 152V153H42L41 155H37L36 154L37 153V152H35L36 148L29 149L26 153L21 154L22 156L20 155L21 157H18V160L12 162L11 165H14V167L17 166L19 168H22L24 165L25 166L27 164H31L32 165L35 162H38V163L40 162V163H43V164H44V162L48 163L47 160L49 159V161H50V159H51L50 156L52 155V151L55 150V149L52 150V149H50L49 146L48 147ZM154 146H153V148H154ZM164 146H166V145H164ZM70 147H72V146H70ZM19 148H20V146H19ZM252 148H253V150H255L254 147H252ZM14 149H15V147H14ZM14 149L13 150L11 149L12 151L9 154L10 158L15 156V152L16 151ZM104 149H106V148H103V150ZM75 151H76V149H75ZM235 152H238V153H241V154H238V153H235ZM73 153L75 154V152H73ZM257 153H259V154H257ZM53 154H54V151H53ZM155 154L158 156V158H157V156ZM154 155L157 158L156 161L155 160L153 161L151 159V157L154 156ZM160 155H161L162 158H160ZM243 156H245V155H243ZM67 157H70V158L67 159ZM55 160H56V158H55ZM151 161L154 162V163H152ZM52 162L54 163L53 160H52ZM70 162L73 164L72 160ZM60 163H62V162H60ZM49 164H52V163H49ZM221 164H220V166H221ZM63 165H62V167H63ZM4 166L5 165L0 163V176H2L6 180L5 183L7 182V184L9 186L11 185V186H17V187L19 186V188L21 187V191H22L21 192V196H23L25 199H27L26 200L27 201L26 205L28 207H29V205L33 206L34 203H38V202L40 203L41 202V203H43V205L46 206L45 209H46L47 212H45V213H48V211H49L48 209L54 207L53 205H54L55 202H52V200L49 199L50 197L48 199L44 198L45 195L41 196L39 194V192L37 190H35L33 187H31L29 185L28 186L24 185V183H22L19 180V178L16 177L17 175L14 176V174L8 172L5 169ZM7 166H6V168H7ZM36 166H38V165H36ZM69 166H70V163H69ZM69 166H67V167L70 169V172H69V169H68V171H66L64 169L65 170V172H64L65 176H67V177H69L71 179V176L73 175L72 178H75L74 177L75 176L74 173L71 172V170L73 169L72 168L73 166L72 167H69ZM76 166H77V164H76ZM51 167H53V166H51ZM214 167H215V170H214ZM45 169H46V172H47L48 169L47 168H45ZM77 169L78 170L75 171V174L78 177H80L79 176L80 172L82 174H83V172H82L81 169L79 170L78 167H77ZM62 170H63V168H62ZM96 171L98 172V170H96ZM53 172H55V171H53ZM243 172H245L244 169H243ZM51 173L52 172L50 171V173H46L47 175L45 177H42V180H43V183H44L45 186L47 184V186L49 187V184L51 185V182H53V177H55V176L53 174H51ZM221 173H220V175H221ZM82 174H81V176H82ZM220 175L218 174V177H220ZM188 176H190L192 178L188 179L189 178ZM58 177H60V176H58ZM62 177H64L63 174H62ZM213 177H214V175H213ZM57 178H56V180H57ZM214 178H216V175H215ZM219 179L217 178L216 180H219ZM63 180H61V181H63ZM79 180H81V178ZM194 180H196V179H194ZM54 181H55V179H54ZM58 181H57V184H59L61 182V181H59V183H58ZM65 181H66V179H65ZM69 181H67V183L64 182V185L62 183L61 184L64 186L65 189H68V190L70 189L71 190V187H74V186H72L71 180H69ZM191 181H193V180H191ZM216 182H218V181H216ZM0 184H2V182ZM213 184H215V185H213ZM8 185H7V187H9ZM57 186H60V184L57 185ZM60 187H59V190H60ZM2 188H3V185H2ZM4 188H3V190H4ZM65 189H64V191H65ZM5 197H3L1 195V193H0V204H4L5 205L6 203H9L11 201L10 199H8V197L7 198H5ZM91 198H93V197L91 196ZM215 198L216 199L220 198V200H223L222 207L219 208L218 206L215 205V203H214ZM211 201H212V203H211ZM85 202H83V203L81 202V204H79V202L78 203H73L74 205H72L70 207L71 209H73L77 213V215H76L77 217H75L74 221H72V223H70L69 227H71V229H72L73 225H78V227H79V225L81 226L82 225L81 222L84 219L85 220L88 219V218L89 219H94V218L95 219H101L102 216L98 213L97 209H95V205L94 206H92V204L90 205V203H87L88 201L86 203ZM241 203H243L242 200H241ZM26 205H25V207H27ZM55 205H57V204H55ZM6 206H8V205H6ZM239 206H241L242 208L239 207ZM1 207H2V205H1ZM25 207L23 206V208H21V209H14L13 208V213H12L13 216L12 217L14 219H16L17 221L19 220L22 224H24V227H26L25 229H27L28 234L32 238H34L36 240L42 239V238H43V240H44V238H51L52 239V237L58 239L60 241V243H57V247H56L57 249H55V250H57L56 251L57 252V257H58V259H60L58 262L62 261L63 264H77V263H75L76 259L74 260V258H73L74 257L73 253L78 250V244H79V242L81 240L84 239V237L82 239V238H80L81 236L79 237V235L74 234V231H75L74 229H73V233H72V231H70L69 227H68L69 228V231H68V230H66V229H68L67 227H65L66 229H64V227H62L61 225L58 226V224H57L58 227H57V229L54 230V232H52V233L48 232V233H51V234H47V232H45L46 233V235H45V233H43L45 230L44 231L42 230L43 231L42 232L40 230V228H39L40 226L37 227L38 226L37 224H36L37 226L35 224L33 225L30 222V220L27 219V217L25 216V213L27 212V211H25L26 210ZM239 208H241V209H239ZM1 210L2 209H0V221H2L1 217H3V215H2L3 213H2ZM4 212L6 213V211H4ZM41 212H42V210H41ZM51 213H49V215ZM6 215H8V213H6ZM4 217H6V216H4ZM2 219H4V218H2ZM85 220H84V222H85ZM3 221L5 222V220H3ZM2 222L0 223V225L4 224ZM59 224H60V222H59ZM71 224H72V226H71ZM76 227L77 226H75V228ZM54 228H55V226H54ZM125 231H126L125 232L126 234L128 233L130 235L133 234L136 231L139 232L138 229H134V228H132L130 226L126 227ZM87 240L89 241V243L87 242ZM41 242H44V241L41 240ZM83 242L87 243L88 246L86 244H84L82 246L86 245L87 248L89 246H92L91 244H93V246H92V248H93L94 245L96 244L95 242L90 241L89 239H86ZM90 242H93V243H90ZM171 242H172V244H171ZM173 243H175V244L173 245ZM79 246H81V242H80ZM82 246H81V248H82ZM1 249H0V251H1ZM78 251L80 252L81 250H78ZM82 251L83 252H80L81 254H79V252H78L80 258H82L81 256H83V258H84V256H85L84 253L88 254L86 252V250H82ZM2 252H0V254ZM56 252H54V255H55ZM77 252H76L75 255H77ZM57 257H54V259L57 258ZM24 258L23 259L15 258V262H13V263L11 262L9 264H18V262L20 260H24ZM80 258H78V259H80ZM16 260H19V261L17 262ZM25 261L26 260L22 261L19 264L27 263ZM58 262H57V264H58Z\"/></svg>",
	"mask_w": 264,
	"mask_h": 264
}]
</instances>
